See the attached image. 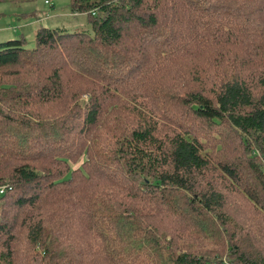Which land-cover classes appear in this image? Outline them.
<instances>
[{
    "label": "trees",
    "instance_id": "16d2710c",
    "mask_svg": "<svg viewBox=\"0 0 264 264\" xmlns=\"http://www.w3.org/2000/svg\"><path fill=\"white\" fill-rule=\"evenodd\" d=\"M70 8L0 43V264H264V0Z\"/></svg>",
    "mask_w": 264,
    "mask_h": 264
},
{
    "label": "rangeland",
    "instance_id": "374dc122",
    "mask_svg": "<svg viewBox=\"0 0 264 264\" xmlns=\"http://www.w3.org/2000/svg\"><path fill=\"white\" fill-rule=\"evenodd\" d=\"M45 1H49L48 4H46ZM70 5H71V0H27V1H22L20 3H14L8 0L0 1V43L6 42V40L12 39L14 37H20L22 35L23 38H25V46L28 48H31L35 44L34 34L36 30H38L41 26L57 27L61 29L65 28L69 31H73L77 29L90 31L91 25L89 21V16L86 13L73 12L72 9L70 8ZM168 19L171 22L173 21V19L171 18H168ZM43 66L49 68L46 65H43ZM184 68H187V66L180 67L177 73L179 74V72H182ZM3 73H4V70H0V74H3ZM8 77L15 78L10 75L7 76L4 74V78H8ZM23 77L26 79L25 76ZM22 81H17L16 83H19ZM86 98H87V95L85 94L80 95V98L76 100V104L80 102L82 104L85 103ZM15 101H16L15 105L18 107L20 104L17 100ZM55 102L56 101L51 100L50 102L46 103L47 108L49 109L53 108L51 110H47L45 106H40L37 109V110L45 112V115H46L45 118L49 121H51L53 114L60 111V109L57 108L56 105L54 104ZM71 105H72L71 101H65L63 108H68ZM32 111L34 113L36 112L34 110ZM60 112H64V111L61 110ZM28 114L29 116H33L32 114H30V112H28ZM223 131H221L220 135L218 133L219 138L222 137V140L224 138ZM225 132L227 133V131ZM81 133L76 134L77 141L80 140ZM69 136L70 138H74L73 134H70ZM232 141L233 140H230V142H227V140H225V144L231 143ZM224 150H226V147L223 148V151H221V153H224ZM225 153L229 154V151H226ZM238 154L239 152L235 153V155H238ZM82 160H83V156L76 163L71 162L70 164L73 168H76L81 165ZM0 177H3V176H0ZM230 202L240 203L242 201L237 196H234V198L233 196H231ZM5 204L8 205L7 203ZM7 209H8V206H7ZM228 209L231 213L238 214L239 216L237 218L244 217L242 214H240L241 207H236L234 206V204L231 203V207L229 205ZM9 212L10 210H8V213ZM1 214H2V209H0V217H1ZM12 216L19 217V214L17 213L9 214L7 221L5 220L6 223L11 224L9 220H10V217ZM31 261L32 259H29L26 263H23L22 261H18L16 264H29L31 263Z\"/></svg>",
    "mask_w": 264,
    "mask_h": 264
},
{
    "label": "built area",
    "instance_id": "2783aa9c",
    "mask_svg": "<svg viewBox=\"0 0 264 264\" xmlns=\"http://www.w3.org/2000/svg\"><path fill=\"white\" fill-rule=\"evenodd\" d=\"M49 1H45L46 4H48ZM3 191V188H0V192Z\"/></svg>",
    "mask_w": 264,
    "mask_h": 264
}]
</instances>
